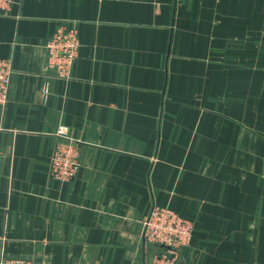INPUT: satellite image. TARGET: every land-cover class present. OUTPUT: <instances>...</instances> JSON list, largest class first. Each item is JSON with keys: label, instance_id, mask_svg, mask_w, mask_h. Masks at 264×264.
I'll list each match as a JSON object with an SVG mask.
<instances>
[{"label": "crops", "instance_id": "0c3cea01", "mask_svg": "<svg viewBox=\"0 0 264 264\" xmlns=\"http://www.w3.org/2000/svg\"><path fill=\"white\" fill-rule=\"evenodd\" d=\"M64 21L81 47L58 79ZM0 57V261L145 264L157 205L194 224L185 264H264V0H15ZM62 125L72 182L49 174Z\"/></svg>", "mask_w": 264, "mask_h": 264}, {"label": "built area", "instance_id": "2783aa9c", "mask_svg": "<svg viewBox=\"0 0 264 264\" xmlns=\"http://www.w3.org/2000/svg\"><path fill=\"white\" fill-rule=\"evenodd\" d=\"M15 0H0V16L12 12ZM81 43L76 26L64 21L45 43L47 67L58 79H69L79 56ZM14 73L11 58L0 57V105L9 101L11 80ZM62 140L57 143L50 158L49 174L52 179L72 182L81 168V154L77 143L68 136L62 125L58 131ZM194 224L176 212L154 205L142 221V241L162 247L151 255L145 264H185L183 251L191 245ZM0 264H40L25 257H5Z\"/></svg>", "mask_w": 264, "mask_h": 264}]
</instances>
